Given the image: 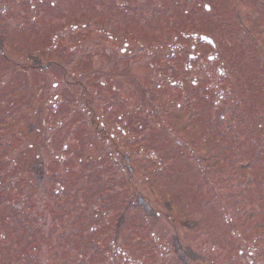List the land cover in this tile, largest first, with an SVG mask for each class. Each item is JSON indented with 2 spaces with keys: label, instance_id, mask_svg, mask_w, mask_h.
Instances as JSON below:
<instances>
[{
  "label": "rangeland",
  "instance_id": "rangeland-1",
  "mask_svg": "<svg viewBox=\"0 0 264 264\" xmlns=\"http://www.w3.org/2000/svg\"><path fill=\"white\" fill-rule=\"evenodd\" d=\"M0 264H264V0H0Z\"/></svg>",
  "mask_w": 264,
  "mask_h": 264
},
{
  "label": "water",
  "instance_id": "water-1",
  "mask_svg": "<svg viewBox=\"0 0 264 264\" xmlns=\"http://www.w3.org/2000/svg\"><path fill=\"white\" fill-rule=\"evenodd\" d=\"M202 39L214 45V41L211 38L203 36ZM211 59H213V58H211Z\"/></svg>",
  "mask_w": 264,
  "mask_h": 264
}]
</instances>
